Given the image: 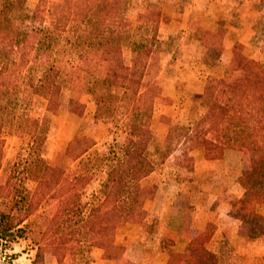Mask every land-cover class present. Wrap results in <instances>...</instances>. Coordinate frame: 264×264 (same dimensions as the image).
Here are the masks:
<instances>
[{"label":"rangeland","instance_id":"374dc122","mask_svg":"<svg viewBox=\"0 0 264 264\" xmlns=\"http://www.w3.org/2000/svg\"><path fill=\"white\" fill-rule=\"evenodd\" d=\"M38 2L25 0V10L32 11ZM150 3L162 12L155 24L139 18L153 8ZM119 19L109 29L114 38L124 36L120 52L126 62L131 59V41L152 33L157 38L152 77L160 90L151 108L136 120L135 111H127L125 89L102 84L108 61L91 56L87 62L80 59L67 49L65 34L50 49V57L32 62L24 72L37 78L49 67L48 73L60 85L59 103L48 110L43 95L18 86L15 116L8 113L2 132L0 182L14 174L13 186L33 191L37 185L34 175L42 171L39 159L61 167L62 185L63 148L74 137L85 135L91 138L89 148L76 160L67 158L64 173L82 181L70 203L77 212L63 214V189L59 196L44 197L38 211L73 219L91 210L102 213L114 204L123 205L138 185L147 187L144 212L135 224L118 225L112 256L82 237L74 242L73 255L61 256L59 261L60 257L45 251L42 264H167L172 252H187L195 240L212 253L207 264H264V215H259L256 205L264 202V161H259L264 153L236 146L212 157L198 150L187 156L181 153L184 128L195 124L207 110L197 95L210 79L234 77L233 50L264 61V0H127ZM101 34L110 35L105 30ZM38 39L39 33L29 29L27 41L36 44ZM71 56L76 59L69 60ZM71 65L79 68L86 85H69L65 70ZM75 95L82 105L80 111L71 109L70 99ZM133 121L145 128L146 139L137 144V153L139 165L150 170L149 174L136 183L119 172L106 185L108 173L124 155L127 137L140 139L128 134ZM167 147L174 150L162 153ZM256 166L261 167L257 170ZM232 218L243 221L240 231L246 235L223 236V231H234L235 225L226 220ZM59 233L63 234V228ZM33 236L36 233L10 242L0 240V264H32L37 250Z\"/></svg>","mask_w":264,"mask_h":264},{"label":"trees","instance_id":"16d2710c","mask_svg":"<svg viewBox=\"0 0 264 264\" xmlns=\"http://www.w3.org/2000/svg\"><path fill=\"white\" fill-rule=\"evenodd\" d=\"M126 1L39 0L35 8L27 12L25 0H0V173L4 153L3 127L8 113L15 116L20 92L18 86L24 85L32 93L43 95L47 100L48 110L55 109L59 103L60 85L55 75L52 77L48 73L49 67L37 78L27 76L24 72L30 70L32 62L50 57V49L65 34L63 39L66 40L67 49L80 59L90 61L88 58L91 56L108 61L102 84L125 89L127 111H135L136 120L139 114H145L151 108L153 99L160 90L152 77L157 63L153 48L157 38L152 33L151 37L146 35L131 41V59L126 62L120 52V42L124 36L114 38L109 29L112 21L116 18L117 21L120 20ZM154 4L150 3L149 6L153 8L139 15L145 23L158 22L162 12L160 8L154 9ZM29 29L39 33L36 44L27 41ZM104 30L109 31V37H102ZM81 39L84 41L81 42ZM81 43L85 44L81 46ZM75 49L79 51L76 52ZM72 59L76 58L69 57V60ZM232 61L235 71L233 78L223 76L210 79L203 92L197 95L207 110L195 124L184 128V141L181 145L183 156L198 150L212 157L215 153H222L224 148L233 146L244 147L250 153H264V61H257L238 50H233ZM71 66L69 70H65L69 85L73 88L78 83L86 85V78L81 77L79 68ZM93 83L97 84V80ZM88 88L92 89L89 85ZM70 102L72 110L80 111L78 108L82 105H79L78 96L71 97ZM128 134L139 135L140 139L136 142V139L132 141L127 137V142L123 145L124 155L108 173L106 185L115 180L119 172L136 183L149 174L150 170L139 165L140 155L137 153L140 147L137 144L146 139L145 128L133 121ZM170 139L168 135L167 140ZM90 143L89 136H77L63 148L62 185L61 167L50 166L39 159L37 161L42 171L34 175L37 185L33 191L22 185L13 186L11 180L14 174H9L5 181L0 182V240L10 242L26 237L28 233H36L33 238L37 250L32 264H42L45 251L60 257L59 261L61 256L64 258L73 255L74 242L82 237L90 245L102 248L105 255L110 257L112 248L117 247L114 232L118 225L135 224L141 219L144 212L143 201L148 192L147 187L141 188L135 183L123 205L114 204L102 213L91 210L87 215L73 219L68 216L61 218L58 213L49 217L38 211L39 203L44 197L59 196L63 189V214L77 212L74 204L70 203L75 197L77 185H81L82 181L78 177L68 178L64 174L65 164L67 158L76 160L83 155ZM172 150L174 149L167 147L162 153H171ZM253 160L256 163L254 157ZM259 161H264V158L260 157ZM260 167L256 166L255 169ZM31 174H34L33 169ZM62 228L63 234L59 233ZM79 228L83 230L79 231ZM209 258H212V253L195 240L187 252H172L167 264H207Z\"/></svg>","mask_w":264,"mask_h":264},{"label":"crops","instance_id":"0c3cea01","mask_svg":"<svg viewBox=\"0 0 264 264\" xmlns=\"http://www.w3.org/2000/svg\"><path fill=\"white\" fill-rule=\"evenodd\" d=\"M257 205V207H258V210H257V212L259 213V215L260 214H263L264 215V202H262V203H260V205L259 204H256ZM224 215H226V214H224ZM227 220V222L229 223V225H231V226H233L234 227V225H235V229H234V231H231V234H227V233H225L224 231H223V236H226V237H235V238H237V237H240L241 235H246L247 233H244L243 231H240V226L241 225H244V223H243V221L241 220V219H239V218H232L231 220H228V219H226ZM244 227V226H243ZM243 227H242V230H243ZM228 232V231H227ZM230 232V231H229ZM243 232V233H242ZM242 233V234H241ZM258 238H260V237H257V239Z\"/></svg>","mask_w":264,"mask_h":264}]
</instances>
